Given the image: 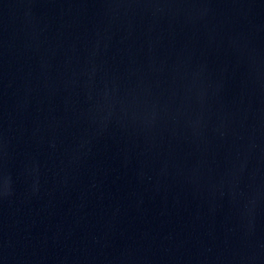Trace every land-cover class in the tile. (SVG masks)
I'll list each match as a JSON object with an SVG mask.
<instances>
[{
    "label": "water",
    "instance_id": "obj_1",
    "mask_svg": "<svg viewBox=\"0 0 264 264\" xmlns=\"http://www.w3.org/2000/svg\"><path fill=\"white\" fill-rule=\"evenodd\" d=\"M0 264H264V0H0Z\"/></svg>",
    "mask_w": 264,
    "mask_h": 264
}]
</instances>
